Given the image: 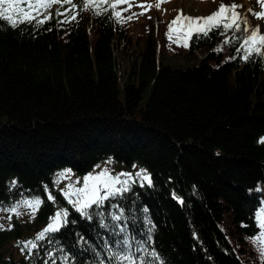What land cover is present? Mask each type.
<instances>
[{"label": "trees", "instance_id": "obj_1", "mask_svg": "<svg viewBox=\"0 0 264 264\" xmlns=\"http://www.w3.org/2000/svg\"><path fill=\"white\" fill-rule=\"evenodd\" d=\"M67 8L54 4L40 26L0 18V206L44 201L34 219L13 215L11 230H0V264H43L46 252L55 264H108L105 245L119 238L113 225L125 223L141 241L149 221L150 248L163 264H264L251 240L264 208V58L243 61L217 31L188 37L187 48L170 42L177 14L158 22L146 14L133 33L131 20L79 7L74 22L58 24L57 9ZM109 159L112 172L146 169L152 186L133 184L105 202L103 217L93 207L88 219L53 174ZM112 204L124 209L123 221L108 218ZM58 208L68 223L51 234L55 242L22 252L18 242L33 239Z\"/></svg>", "mask_w": 264, "mask_h": 264}, {"label": "snow or ice", "instance_id": "obj_2", "mask_svg": "<svg viewBox=\"0 0 264 264\" xmlns=\"http://www.w3.org/2000/svg\"><path fill=\"white\" fill-rule=\"evenodd\" d=\"M161 3H166L168 0H160ZM261 7V11L256 12L254 9H247L246 14L238 11L242 5L224 4L221 2L220 6L215 12L207 16H188L183 14L182 10L177 12L175 18L169 22L167 32L165 33L167 39L177 44L180 47L187 48L188 37L192 35L208 36L210 32L217 31L219 35L224 36L223 45L236 44L235 53L247 62L254 56L264 58V33L261 32L260 25H250L248 22V15L253 18L264 20V0H257ZM127 3L128 7L120 9L119 6ZM26 4L27 7H21ZM54 4H59L61 8L65 4L69 8L61 11L57 9L56 16L63 17L58 19V24H65L74 22L78 16L76 11L77 7L80 11H92L96 16L110 13V18L115 19L117 22H127L133 18L143 15L144 12H133L131 15L124 16L123 13L127 12L133 3L131 0H82L80 6L72 3V0H0V18L7 21L12 27H17L20 23H35L37 26L43 25L51 20L52 14L49 11ZM107 5V6H105ZM145 8V5H136ZM152 5H147L151 8ZM157 8L160 3H157ZM231 33V35H229ZM223 50L222 47L220 49ZM235 56L229 59H234ZM260 143H264V137L260 138ZM111 164V160L106 161V165ZM136 168V165H133ZM99 169V171H96ZM71 176L70 170L60 173L59 179ZM12 186L15 187L16 181L13 180ZM133 184H139L141 187L147 185L152 186L151 174L146 169L140 168L134 173L120 172L113 173L108 166L101 168L96 165L93 172L86 174L82 179H77L74 183H69L62 190L64 198L76 209L82 216L92 219V214L89 210L95 207L97 210L95 215L103 217L104 212L100 211L104 208L105 202L109 199H114L123 193L131 191ZM77 185H80L79 187ZM172 198L177 203L183 205L184 200L176 192H173ZM47 198L55 203V197L51 193L47 194ZM43 199L38 197L23 198L15 204L9 206L5 210L9 212V220L15 215L19 217L21 212L20 208L28 210V214L32 219L35 218L36 212L43 204ZM110 209H116L115 212L109 211L108 218L113 222H121L124 219V209L118 204L109 205ZM147 212V209H144ZM67 209H56L54 214L49 217V222L44 229L36 234L33 239L18 242L23 247L21 251L27 250L29 254L41 247L40 241H47L48 244L54 243L51 234L58 233L60 229L68 223ZM255 225L259 232L254 235L251 240L254 244H259L260 257L264 260V208L257 211L254 215ZM101 227L108 228L105 221H101ZM127 225L125 223H115L113 225L114 234L119 238L115 242L108 241L105 245L108 253V264H163L160 260L159 254L154 248H150L152 242V230L155 225L149 221V227L145 233V239L137 241L133 235L125 234ZM12 225L9 224L7 230H11ZM0 230H5L3 225H0ZM48 257L43 264H55L53 252H46ZM146 257H151L146 260ZM61 264H68V258L64 257ZM98 264H104L103 260Z\"/></svg>", "mask_w": 264, "mask_h": 264}, {"label": "rangeland", "instance_id": "obj_3", "mask_svg": "<svg viewBox=\"0 0 264 264\" xmlns=\"http://www.w3.org/2000/svg\"><path fill=\"white\" fill-rule=\"evenodd\" d=\"M131 2L133 3V7L130 8L131 13L136 12H142V9H146L147 5H152L151 8H147V13H144L143 15L138 16L137 18H133L131 20L132 24L134 23L133 26H131V30L133 33H135L138 28L139 25L137 24L140 20L142 21L144 17H146V14H151V20L153 22H158V19H166L168 16H175L177 14V12L179 10L183 11V14L188 15V16H193V17H197V16H207L209 14H211L212 12H215L218 7L220 6L221 2H223L224 4L228 5L231 4L233 2H235L236 4L242 5L243 7L239 8L238 11H240L242 14H246L247 9H254L256 12L261 11V7L259 5V3L257 2V0H168V2L166 3H161L160 0H151L149 2H147V0H131ZM157 3H160V7L157 8L156 5ZM143 4L145 5V8H141L138 7L136 5H140ZM135 21V22H134ZM264 21V20H263ZM248 22L250 25H260L261 26V32L264 33V29L262 26V20L259 19H255L253 18L250 14L248 15ZM166 57V56H165ZM179 56H177L175 58V60H178ZM130 60V59H128ZM183 60V58L181 59V61ZM180 61V62H181ZM106 161H101L95 165H92L90 167H87L86 169H84V171L81 172H72L71 169L68 168H63L61 170H58L56 172H54V178L53 181L55 183V187L58 188L61 192L62 190L66 187L67 184L69 183H74L77 179H82L86 174L92 173L95 166L96 165H100L101 168L108 166L110 168V170L112 171L111 168V164L106 165ZM70 170L71 172V176L67 177V178H63V179H59L60 173L62 172H66ZM131 171L134 170L137 171V168H131ZM128 171L131 173V171ZM96 171H99V169H96ZM116 173V172H113ZM78 187L80 185H77ZM63 194V192H62ZM23 198H18L17 201L21 200ZM15 201V203L17 202ZM14 203V204H15ZM8 207H3L0 206V225H3L4 227H6L9 224V212L2 210V209H6ZM19 211L21 212V215L18 217L20 219L23 220H32V218L30 217V215L28 214V210L25 208H20ZM17 217V216H15ZM259 246V244H258ZM260 247V246H259Z\"/></svg>", "mask_w": 264, "mask_h": 264}]
</instances>
